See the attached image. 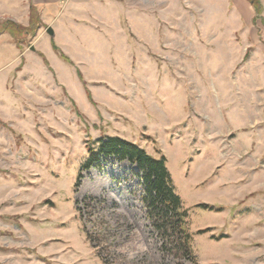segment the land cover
<instances>
[{"label": "rangeland", "instance_id": "rangeland-1", "mask_svg": "<svg viewBox=\"0 0 264 264\" xmlns=\"http://www.w3.org/2000/svg\"><path fill=\"white\" fill-rule=\"evenodd\" d=\"M9 2L0 264H194L164 249L136 165L83 169L114 136L166 156L197 264H264V0H60L26 21Z\"/></svg>", "mask_w": 264, "mask_h": 264}, {"label": "trees", "instance_id": "trees-1", "mask_svg": "<svg viewBox=\"0 0 264 264\" xmlns=\"http://www.w3.org/2000/svg\"><path fill=\"white\" fill-rule=\"evenodd\" d=\"M36 9L37 7L32 4V17L35 15ZM10 23L16 30L22 29L15 22L7 21L5 24L9 26ZM4 29L14 34L9 27H4ZM97 143V148L93 146V142L89 144L90 154L83 169L100 165L101 157H114L119 161H129L136 165L140 170L139 176L144 187L143 202L152 219L153 228L163 240L164 249L167 251L176 250L177 255L188 257L194 264H197L192 249L193 235L187 226L189 210L184 209L182 199L176 192L166 156H153L138 144L117 136L102 138ZM198 207L216 210L215 206L207 203L199 204ZM209 230L210 228H206L199 230L198 233Z\"/></svg>", "mask_w": 264, "mask_h": 264}, {"label": "crops", "instance_id": "crops-1", "mask_svg": "<svg viewBox=\"0 0 264 264\" xmlns=\"http://www.w3.org/2000/svg\"><path fill=\"white\" fill-rule=\"evenodd\" d=\"M60 0H11L8 5L11 7H14L19 9V12L17 13V17L13 18H21L23 21H26L29 17V14L31 12V5L33 4L35 7L44 8L45 6L52 5L53 3H56Z\"/></svg>", "mask_w": 264, "mask_h": 264}, {"label": "water", "instance_id": "water-1", "mask_svg": "<svg viewBox=\"0 0 264 264\" xmlns=\"http://www.w3.org/2000/svg\"><path fill=\"white\" fill-rule=\"evenodd\" d=\"M47 31H48L49 34L54 35V30H53V28L49 27V28L47 29Z\"/></svg>", "mask_w": 264, "mask_h": 264}]
</instances>
